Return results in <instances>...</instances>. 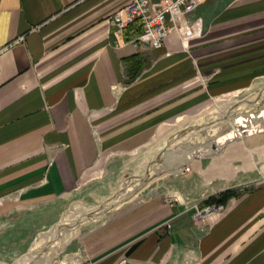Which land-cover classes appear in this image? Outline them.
Returning a JSON list of instances; mask_svg holds the SVG:
<instances>
[{
	"label": "crops",
	"instance_id": "crops-1",
	"mask_svg": "<svg viewBox=\"0 0 264 264\" xmlns=\"http://www.w3.org/2000/svg\"><path fill=\"white\" fill-rule=\"evenodd\" d=\"M129 1L0 0L1 263L28 256L91 173L264 76V0H203L156 48L140 22L115 31ZM190 166L174 196L131 198L85 229L71 264H264V126ZM208 196L223 206L203 228Z\"/></svg>",
	"mask_w": 264,
	"mask_h": 264
},
{
	"label": "rangeland",
	"instance_id": "rangeland-1",
	"mask_svg": "<svg viewBox=\"0 0 264 264\" xmlns=\"http://www.w3.org/2000/svg\"><path fill=\"white\" fill-rule=\"evenodd\" d=\"M256 119L260 123L258 126L264 125V76L247 88L214 95L200 108L179 114L166 134L154 136L148 145L140 149L118 154L107 167L91 173L69 194L67 208L56 223L70 226L71 230L55 232L56 228L53 226L56 224L49 229L45 228L27 252L39 248L41 258L55 253L48 264H71L73 255L81 247L82 232L100 222L114 206L131 198L156 192L174 196L178 179L183 174L180 163L183 161L190 164L192 159L206 157L216 151L181 158L178 170L168 167L169 157L178 155L186 147L203 146L230 132L232 128L243 129ZM188 182L187 187L191 183ZM207 194L203 193V196ZM74 221L77 222L75 227L72 226ZM21 258L0 264H14ZM31 260H34V256L20 264H47Z\"/></svg>",
	"mask_w": 264,
	"mask_h": 264
},
{
	"label": "built area",
	"instance_id": "built-area-1",
	"mask_svg": "<svg viewBox=\"0 0 264 264\" xmlns=\"http://www.w3.org/2000/svg\"><path fill=\"white\" fill-rule=\"evenodd\" d=\"M202 1L159 0L155 6H152L151 0H131L115 12L112 22L119 35H122L123 29L128 25L140 22L143 30L138 38L156 48L164 44L165 38L170 32L180 28L182 19L194 11ZM190 169V164L186 162L181 166L180 171L187 172ZM194 206V219L196 223L205 228L206 216L220 210L223 205L217 202L202 205L197 201Z\"/></svg>",
	"mask_w": 264,
	"mask_h": 264
},
{
	"label": "bare ground",
	"instance_id": "bare-ground-1",
	"mask_svg": "<svg viewBox=\"0 0 264 264\" xmlns=\"http://www.w3.org/2000/svg\"><path fill=\"white\" fill-rule=\"evenodd\" d=\"M227 117V116H226ZM228 118V117H227ZM259 121V120H258ZM232 124V123H231ZM260 123L257 122V119L256 121H253L252 124H248V125H245V128L243 129H236V128H232L230 132L228 133H225L223 135H221L220 137H216L215 139H213L212 141L208 142L207 144L205 145H194V146H191V147H186L185 149L179 151L178 155H174L173 157H169L170 159L167 161L168 163V167L169 168H172L173 170H178V165L179 163L181 162V158H186V157H193L194 155H201L202 153H211L213 151H216V149L218 150L220 147H222L227 141L233 139V138H236L241 134V132H246V131H249V130H254L258 127H262L264 125H260L258 126ZM182 149V148H181ZM169 150V149H168ZM77 221V220H76ZM74 221L72 226L75 227L77 225V222ZM67 224V223H66ZM65 225V224H63ZM62 224H57L55 226L56 228V231L55 232H59L60 230H69L70 229V226H63ZM54 227V226H53ZM71 230V229H70ZM46 235V234H45ZM44 235V236H45ZM49 235V234H48ZM43 236V235H42ZM46 238H48V236H46ZM43 240V239H42ZM41 249H37V248H34L30 254H28V256H25L21 262H16L15 264H19V263H25V261H28L31 257L34 256V260H31V261H42V259L39 257V252H40ZM48 255V254H47ZM44 258V257H43ZM48 259V258H46ZM46 263V262H45ZM28 264V262H27Z\"/></svg>",
	"mask_w": 264,
	"mask_h": 264
},
{
	"label": "trees",
	"instance_id": "trees-1",
	"mask_svg": "<svg viewBox=\"0 0 264 264\" xmlns=\"http://www.w3.org/2000/svg\"><path fill=\"white\" fill-rule=\"evenodd\" d=\"M213 199H214V197L213 196H210L206 201H211Z\"/></svg>",
	"mask_w": 264,
	"mask_h": 264
}]
</instances>
